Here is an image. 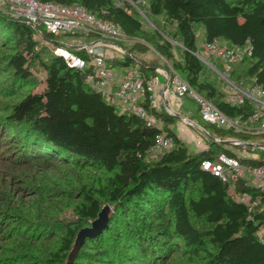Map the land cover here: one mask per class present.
I'll list each match as a JSON object with an SVG mask.
<instances>
[{
	"label": "trees",
	"instance_id": "trees-1",
	"mask_svg": "<svg viewBox=\"0 0 264 264\" xmlns=\"http://www.w3.org/2000/svg\"><path fill=\"white\" fill-rule=\"evenodd\" d=\"M39 1L82 5L120 25L130 37L141 39L146 32L140 13L129 3ZM147 11L150 18L163 17L175 26L174 34L165 28L161 35L154 33L157 53L172 62L167 72L171 67L225 114L238 115L242 108L225 101L226 92L207 78L194 55L199 48L198 27L205 31V43L218 38L233 46L249 43L251 55L233 67L232 78L256 79L264 86V0H148ZM38 30L41 35L30 25L0 16V41L8 51L0 52V66L11 73L0 81V92L10 98L0 107V147L7 145L11 151L0 157V173L6 177L0 191V232L8 255L0 264H12L25 255L23 251L38 256L39 264H66L77 234L98 218L104 205L113 208L108 228L86 240L74 264H264L259 237L264 209L249 212L225 183L201 166L203 160H215L221 153L234 155L215 138L248 137L210 126L209 148L191 152L173 130L176 116L159 113L146 101L161 125L151 127L137 115L119 111L86 82L92 67L70 68L54 53L66 36ZM100 39L95 34L86 37L88 42ZM42 43L53 47L42 64L45 85L38 92H22L33 81ZM176 43L182 48L180 59ZM133 47L149 50L142 43ZM75 52L88 60L84 51ZM110 64L118 69L136 67L148 79L161 76L127 47ZM194 103L189 120L198 118L202 124ZM162 132L174 138L175 146L160 160L147 162L146 154ZM62 164L79 171L49 177L47 171ZM237 190L254 197L259 193L241 182ZM193 218L205 226H197ZM34 235L52 242L26 249L19 239L27 241Z\"/></svg>",
	"mask_w": 264,
	"mask_h": 264
},
{
	"label": "built area",
	"instance_id": "built-area-1",
	"mask_svg": "<svg viewBox=\"0 0 264 264\" xmlns=\"http://www.w3.org/2000/svg\"><path fill=\"white\" fill-rule=\"evenodd\" d=\"M130 2V5L141 13L143 12L139 5H148V0ZM0 16L30 25L40 32V35L42 33L38 28L48 34L71 37L70 45H59L54 53L62 57L70 68L85 71L92 67V71L86 75V82L92 89L102 92L107 99L112 96L116 98L119 111L137 115L148 126L161 127L144 104L154 100L159 79L146 78L136 67L124 68L119 72L108 63L110 53L113 54L112 58H115L123 52L126 45L140 42L138 38L128 36L120 25L99 18L79 4L64 5L39 0H0ZM90 34H95L101 39L88 42L86 37ZM74 50L84 51V56L89 61ZM194 55L203 63L207 73L215 74L224 81L225 101L233 107L242 108L240 114H225L211 101L198 94L171 67L167 73L165 70H158L159 74H163L174 95L183 99L189 97L196 102L204 126L248 137L225 140L215 138L218 143L231 141V146L237 147L240 153H234L233 156L221 153L215 160L205 159L201 164L202 169L211 172L225 183L230 195L244 203L249 212L264 209V86L258 84L256 79L243 81L232 78L233 67L246 55H251L249 43L246 46H233L218 38L204 43ZM184 120L189 121L188 118ZM174 146V138L162 132L148 150L145 160L158 161ZM257 162L261 164L256 165ZM238 182L258 189L259 193L255 197L249 193H241L237 190ZM259 237L264 243V227L260 230Z\"/></svg>",
	"mask_w": 264,
	"mask_h": 264
},
{
	"label": "rangeland",
	"instance_id": "rangeland-1",
	"mask_svg": "<svg viewBox=\"0 0 264 264\" xmlns=\"http://www.w3.org/2000/svg\"><path fill=\"white\" fill-rule=\"evenodd\" d=\"M116 2V4L124 6L126 4H130L131 2L129 0H114ZM147 7L148 5H139L140 10L143 12L141 13L137 8L133 7V9L137 10L140 15L141 18L143 19V26L144 29L146 30V32L143 35V38L138 39L140 42L142 43L143 46L147 47L149 50L148 52L144 53L138 49H135L133 46L136 44H129L126 45V47L132 51L134 54H136L137 58L144 62L147 66H153L156 67V71L158 72V70H165L167 73V68L169 66H171L172 62L167 60L166 58L161 57L156 49H155V42L157 41V38L155 37V32L159 35H161L162 32V28H165V31L169 32L170 34H174L175 31V26L171 25V24H166L164 22V18L163 17H158V18H153V17H149V13L147 11ZM156 26H159L161 29H158ZM197 33V44L199 45V47H202V45L205 43V31L202 27H198L196 30ZM166 36V34H163ZM72 41L71 37H63L60 41V45L63 44V46L65 47L66 45H70ZM176 46H178V48H175V54L176 57L178 59L181 58L182 56V51H181V47L179 44L176 43ZM42 47V54H41V58L38 59V61L34 64L33 68H34V78L31 84H28L27 86L24 87L22 92H38L41 91L44 87V83H45V77H46V71L43 68V62L47 61L50 57V53L51 50H53L52 45L50 44H46V43H42L41 44ZM0 52L6 53L7 48L3 45L2 41H0ZM117 53V52H116ZM108 63H113L114 62V58L113 54L110 53V55L108 56ZM167 67V68H166ZM118 69V68H117ZM119 70V69H118ZM163 72V71H162ZM206 72V71H205ZM159 73V72H158ZM11 73H7L6 71H3V67L0 66V81H2L3 79H5L7 76H9ZM161 75V74H160ZM206 76L208 79L213 80L216 82L217 86L224 91L225 89V83L224 81L221 80L220 77L216 76L215 74H211V73H207L206 72ZM161 80L165 81V77L163 76V74L160 76ZM1 90V89H0ZM15 97H12V99ZM179 98V97H178ZM181 100L179 101V104L183 103V98H180ZM10 100V98H6L3 97V92H0V107L3 103L8 102ZM108 101H112L110 98H108ZM195 110V103L194 101L188 100L186 102H184V106L183 108L181 107L180 109V113L179 116L180 117H184L187 116L188 119L192 118L191 113H194ZM177 117L176 121L173 125V129L174 132H176V134L178 135V137H186L187 138V143L186 146L188 147V149L193 152V153H199L201 151H203V149L207 146L209 147V141L211 140V127H207L205 128V126L203 124H200V122L197 120L198 118H194V121L192 120H184V118H180ZM193 119V118H192ZM200 124V125H199ZM14 131H11V134H13ZM254 140H260V138H252ZM218 143V142H217ZM221 144V143H220ZM228 149L234 154H238L240 153L239 149L237 147H233V146H227ZM208 149V148H207ZM248 152V151H247ZM11 155V151L9 148H7V145H2L0 147V157H5V156H9ZM72 170H70V169ZM79 171L78 169H74L72 166H68L66 164H62V165H58V167L56 168H50L47 171V174L49 175V177L55 179V177H57V175H67L69 172L73 173ZM5 176L0 173V191L3 190L5 188L4 184H5ZM55 200V199H54ZM103 208H108L110 210H113V208L110 205H104ZM71 215V212H67L65 216L69 217ZM194 223L199 226V227H204L205 224L202 220H198L196 218H193ZM28 228L26 229V232H28ZM1 235L2 233L0 232V260L2 258H6L8 255L7 253L4 251L3 249V245H5L3 239H1ZM40 236L34 235V238L29 239L27 241L21 240L20 241L24 242L22 244H24V247L26 249H28L31 246L34 247H38L41 248L45 245H50L52 240H47L45 238H39ZM25 253V255L21 256V257H16V259H13V263L12 264H39V258H37L38 256L23 251ZM19 260V261H17ZM6 264H11V262L6 263Z\"/></svg>",
	"mask_w": 264,
	"mask_h": 264
},
{
	"label": "water",
	"instance_id": "water-1",
	"mask_svg": "<svg viewBox=\"0 0 264 264\" xmlns=\"http://www.w3.org/2000/svg\"><path fill=\"white\" fill-rule=\"evenodd\" d=\"M175 116L180 117L179 114H176ZM214 141L217 142L215 139ZM221 144L225 146H231L233 143L231 141H223L221 142ZM112 215L113 210L103 208L100 214L98 215V218L91 222L90 226L85 227L79 231L75 240V244L71 253L69 254V258L66 264H74L79 251L82 249L87 239H92L96 237L98 234L102 233L108 228Z\"/></svg>",
	"mask_w": 264,
	"mask_h": 264
},
{
	"label": "crops",
	"instance_id": "crops-1",
	"mask_svg": "<svg viewBox=\"0 0 264 264\" xmlns=\"http://www.w3.org/2000/svg\"><path fill=\"white\" fill-rule=\"evenodd\" d=\"M118 71L122 72L123 70L119 69ZM158 79H159V86H158L157 92L155 93L154 100L151 103L152 108H154L159 113L165 112L168 114H172L174 116L176 114H179L181 107L183 108L184 102H186V101L183 100V103L179 104V101L181 99L172 93V90L170 89L169 84L167 83V80L162 81L161 78H158ZM110 98L112 100L110 102L117 105V107L119 108V103L116 100V98H114L113 96ZM187 116H184V117L187 118ZM179 138L183 142L187 143L186 137L183 136V137H179ZM203 150H207V146Z\"/></svg>",
	"mask_w": 264,
	"mask_h": 264
}]
</instances>
